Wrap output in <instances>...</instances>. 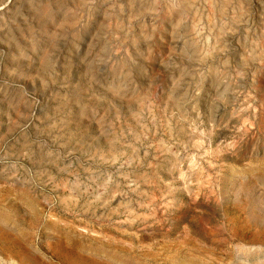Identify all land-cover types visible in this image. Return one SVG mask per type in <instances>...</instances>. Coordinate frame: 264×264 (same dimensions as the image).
Masks as SVG:
<instances>
[{
	"label": "rangeland",
	"instance_id": "374dc122",
	"mask_svg": "<svg viewBox=\"0 0 264 264\" xmlns=\"http://www.w3.org/2000/svg\"><path fill=\"white\" fill-rule=\"evenodd\" d=\"M0 264H264V0H0Z\"/></svg>",
	"mask_w": 264,
	"mask_h": 264
},
{
	"label": "bare ground",
	"instance_id": "6f19581e",
	"mask_svg": "<svg viewBox=\"0 0 264 264\" xmlns=\"http://www.w3.org/2000/svg\"><path fill=\"white\" fill-rule=\"evenodd\" d=\"M192 52V51H191Z\"/></svg>",
	"mask_w": 264,
	"mask_h": 264
}]
</instances>
